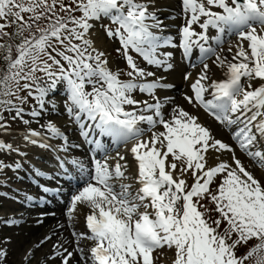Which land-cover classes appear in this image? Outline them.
I'll list each match as a JSON object with an SVG mask.
<instances>
[{
	"label": "snow or ice",
	"instance_id": "snow-or-ice-1",
	"mask_svg": "<svg viewBox=\"0 0 264 264\" xmlns=\"http://www.w3.org/2000/svg\"><path fill=\"white\" fill-rule=\"evenodd\" d=\"M181 9L186 23L175 42V37L164 35L154 0H0V40L5 41L0 51L7 62L0 75V96L21 103L31 97L39 110L34 108L30 115L38 117L50 102L46 98L63 85L65 110L82 129L86 119L100 137L117 144L135 141L129 149L135 173L119 153L113 166L107 159L95 160L90 170L72 161L87 180L71 197L70 213L78 204L90 209L87 231L73 232L77 264H156L167 250L174 252L172 264H245L253 257L255 264H264V184L197 116L179 107L166 116V100L159 98L157 89L173 85L139 67L129 54L131 50L148 65L167 71L173 67L172 53L163 49L179 48L187 59L196 51L202 67L185 100L223 125L239 150L264 170V0H181ZM102 19L110 21L103 25L107 37L120 43L117 51L130 69L128 80L120 79L121 70L109 67L105 51L91 39L92 22ZM13 26V32L6 31ZM209 29L217 35L209 37ZM225 36H235L236 43L220 55L217 47L224 51ZM17 38L20 42L13 45ZM213 56L223 79L210 75L207 61ZM184 78L190 79V74ZM86 83L91 91H85ZM137 90L150 99L136 100L132 94ZM20 91L27 96L20 97ZM0 105L14 111L13 120L30 124L12 99H0ZM4 119L0 113V121ZM161 126L163 130H157ZM41 127L49 138H64L50 121ZM0 128L7 125L0 123ZM81 134L87 138L89 132ZM35 137L41 133L30 129L24 139L51 147ZM95 143L97 150L105 151L99 140ZM0 151L19 150L0 141ZM211 151L229 152L232 160L217 155L210 163ZM213 211L217 218L210 215ZM81 240L92 241V246L85 251ZM253 240L259 243L238 256L237 250ZM62 247L56 246L50 258L58 256L61 264H69L73 252L60 251ZM6 257L0 250V264Z\"/></svg>",
	"mask_w": 264,
	"mask_h": 264
},
{
	"label": "rangeland",
	"instance_id": "rangeland-1",
	"mask_svg": "<svg viewBox=\"0 0 264 264\" xmlns=\"http://www.w3.org/2000/svg\"><path fill=\"white\" fill-rule=\"evenodd\" d=\"M65 2L67 3L68 0H65ZM177 3L181 7L180 0H178ZM216 11H219V10L217 9ZM76 15L79 16L80 13L77 12ZM182 18L184 19V17H180L179 19H182ZM0 23H3V21H0ZM92 23H94V28L91 30V32H92L91 37L97 36L99 40L103 41V45H101V44H97L93 40L94 46L96 48L102 50V51H105L106 58L109 62V67L112 70H121V75H120L121 80L129 79V77L127 76L126 73H127V71H130V69H128L126 61L122 62V58H120L119 52L117 51V49H119V47H120L119 41L114 40V39H109L107 37V35L105 33V27H103V25H107V24L104 21L101 20V21H95ZM163 27L171 28L174 31V36H175L176 40L178 39L179 30L177 31L176 27L173 28L171 26L164 25V24H163ZM196 27H198V26H196ZM113 28H115V27H113ZM6 31L13 32L14 26L12 28L6 29ZM196 31L199 32V30H196ZM215 35H216V32L212 36H215ZM234 41H236L235 36H234V38L231 37L230 39L226 40L225 44L222 45L223 49L227 48L229 46V44L231 42H234ZM3 42H4L3 40H0V43H3ZM19 42H20V40H19ZM218 53L220 55H223V53L221 51H219ZM214 59H215V57L213 56L212 59H209V60L213 61ZM134 61L137 64L139 61H142V57H140L139 59H134ZM142 68L146 69V67H142ZM146 70L149 71V69H146ZM155 71H157V70H155ZM183 73H184V71H180L179 74H181V77H182ZM157 74L159 76L160 71H157ZM21 83H23V82H21ZM259 83L260 82L257 81L255 83V86H258ZM41 84L43 86V82H41ZM91 90H92V85L86 83L85 91H91ZM57 92L55 91L54 96L52 95L51 97L46 98L47 100L50 101L47 104L46 109L48 108L49 104H52V106L50 107V111L48 109L47 112H42L41 115L38 117H32L30 115L31 111L34 108L39 110V105L31 97H28L27 100L23 103H21V101H19V100H16L15 98L5 97V99H12L16 108H23V110H24L23 111V119L30 121V124H28V125H25L23 123V121L20 120L19 118L16 120H13L12 116L15 114L14 111L9 112L6 110L5 106H3V105L0 106V113H2L3 116L5 117V119L3 121H0V123L7 125V128H0V141L4 142L6 144H11L14 149L19 150V151H0V163L3 164V167H0V193L1 192L9 193V196L7 198H5V196L0 194V250H4L7 252V257L4 259L3 264H34L35 262H37V264H43L44 262H51L52 264H61L60 257L57 256L55 259L50 258V257L55 256L56 250H54L52 254L44 255V254H46L45 251L39 252V250H41V249L36 248L38 246L40 248L42 245L41 243L45 240H44V237L40 236L41 231L40 232L37 231L38 226L34 225L35 224L34 222H41L40 223L41 225H45L44 228H47L48 226H50L49 224H51V220H48V221L40 220L41 217H43V215L47 214V212H45L39 208H36L35 210H31L29 212H27L26 209L24 211V208L19 209L20 208L19 203H22L21 205H24L23 201L22 202L17 201V202L13 203L12 200L10 199V198L17 195V193L10 192V189L12 187H17L19 185L18 182L14 181L18 177H17V175L14 174V171H13L14 166L19 165V164H17L18 162H21V167H27L28 164L24 163L23 161L25 159H28L30 161L36 162V165L39 164L40 167H42V168L52 170V169H54L55 165H57L58 162L61 161V158H59V157H57V159L55 161L53 158H51L49 156H50L51 149L52 150L55 149V152H56V148H57V150H60V148H62V143H58L57 141L55 142L54 141L55 139L53 140L52 137L49 138L51 134L47 133L46 129L41 127V125H46L49 121L54 122L56 120V118H59V116L55 115L56 110L62 112L61 108L63 107V102L61 101V99H59V98L57 99V96H59V94H57ZM18 95L20 97H26L27 93L25 91H20L18 93ZM53 108L55 110H53ZM170 108H172V107H170ZM203 112L206 114V117H207V120L204 121L205 125H207L211 130H212V128L216 129L217 131L220 130L222 133H224L231 140L232 136L229 134V132L225 133V130L222 129V125H220V124H218V125L216 123L212 124L208 120V114L204 110H203ZM61 118H64L63 112L61 113ZM64 120H63L64 122L67 121L65 118H64ZM73 123L75 124L76 121L73 120L72 122L67 123V124H69L70 128H71L72 127L71 124H73ZM30 129L35 130L37 132H40L41 136H46L47 139H51V143L53 144V145L51 144V149L48 150L47 148H41L40 147V149L37 150L38 153L39 152L42 153L43 158H41L40 155L38 157L35 156L37 158V160L33 159L35 157H33L32 159L26 157V155H24V154L27 153L28 150H26L23 145L21 146V144L18 143V142L24 140V138H22V139H17V138L22 137L23 134H25V132H28ZM157 130L162 131L163 130L162 126L160 128H158ZM62 131L64 132V130H62ZM44 133H47V134L44 135ZM63 135L66 136V134H63ZM149 135H150V133H149ZM232 141L235 144V141L233 139H232ZM56 145H57V147H54ZM68 145H70V147H72L71 143L70 144L68 143ZM125 149H130V148L126 147ZM74 150H76V149L74 148ZM239 151L242 152L238 148V159L242 162V164H244V166L246 167L247 170H249L250 172H252L254 174V176H255V172L257 171L259 174L256 176V178L259 179L262 184H264V178L263 179L261 178V172H262L261 169L258 167L261 172L256 170L249 162H247L245 159H243L244 156L240 155ZM80 152L81 151H79L77 153L76 151H74L75 156L78 157L79 159L81 157H84L83 152L81 154H80ZM242 153H243V155H245L244 152H242ZM60 155L63 156L62 161L64 162V156H66V154L60 153ZM247 158H248L247 160L252 161L249 157H247ZM82 161H85V166H88L87 160L82 159ZM17 170H18V168L15 169V171H17ZM192 182H193L192 179L188 180L189 185ZM82 186L83 185H81L80 188H78V189L75 188L73 190V193L71 192L69 194V195H71L70 199H67L62 206L57 208V209H61L63 211H66V213H67L65 215L68 217L69 222H67V224H69V225L66 226V230L68 231L69 234H71V233L73 234V232L83 233V232L87 231L84 219L86 218L87 214H90L89 213L90 209L88 208V206L86 204H84V205L79 204V210H78L79 213L77 212L78 213L77 216H75L76 211H75V213L71 212V215L74 217L69 215L71 197L73 196V194L77 193V191L79 189H81ZM38 192H41V191H38ZM204 203H208V201H204ZM34 204H36V203H34ZM209 207L214 208V205L209 204ZM201 211H203V209H201ZM31 212H32V214H30ZM51 212H52V210L49 213H51ZM54 213H56V209L52 212V215ZM210 215L212 216V218L218 217V213H216L214 211L211 212ZM19 217L24 218V219H20ZM34 218H36V219H34ZM209 222L211 223V221H209ZM55 227H58V225H55ZM30 238L34 242V243L32 242V244L34 246V249H33L34 251L32 250L33 253L31 252V254L27 258H20L19 253L21 251H24V249H25L24 246L26 245V242ZM55 238L58 239L59 236H55ZM74 239L75 240H73V241L75 242L77 238L74 236ZM80 243H82L83 247L85 246L84 247L85 251H87V249L92 246L93 242L81 240ZM257 243H259V241L253 240L250 242V244L248 246L240 247L237 250V255L238 256L244 255L252 246H254ZM60 251H63V250L61 249ZM160 251H164V250H160ZM154 255H156V253H154ZM261 255H264V253H261ZM44 256L46 258H48V257L49 258L47 260H42V258H44ZM173 257H174V252L172 250H167L165 253V256L162 257L160 260H157L156 264H172ZM79 259H80V257H77V254L75 253V256H72V258L69 260V264H77V261H79ZM255 261H256V257H253V258L245 261V264H255Z\"/></svg>",
	"mask_w": 264,
	"mask_h": 264
},
{
	"label": "bare ground",
	"instance_id": "bare-ground-1",
	"mask_svg": "<svg viewBox=\"0 0 264 264\" xmlns=\"http://www.w3.org/2000/svg\"><path fill=\"white\" fill-rule=\"evenodd\" d=\"M177 2H178V0H154V5H155V8L157 10V15L163 21V24L171 26L173 28L176 27V30L178 31L181 29L183 24L186 23V21L183 18L179 19L180 17H177V18L175 17V13H177V11H179L181 9V7L178 5ZM180 3H181V0H180ZM213 10L216 11L217 9H213ZM194 26H197V25H193V27ZM216 35H217V33H216ZM215 36H212V37H215ZM91 39L94 40L97 44L103 45V41L99 40L97 36H93V37H91ZM178 41H179V35H178V39L175 40V42H178ZM210 42H211V40H210ZM235 43H236V41L231 42L230 44L234 45ZM227 48H224V51L222 52L223 55H225L227 53ZM162 51H169L172 53L171 63L173 65V67L171 69L165 71L164 68H157L155 66L148 65L143 60V58H142V61H139L137 63V65L141 68L146 67V69H149V71L155 72L157 77L163 76L165 78L163 81L164 83L173 85V87H171V88L157 89V95L159 96V98L162 100H166V102H165V114H166V116L172 112V109L174 108V106L179 107V108H183L185 111H188L190 114L197 116L198 122L201 123L203 126L207 127L216 139H219L222 142L230 145L234 149L235 155L238 158V148L236 146V143L234 144V142L232 141V137L230 140L220 130L217 131L214 128H212V130H211L207 125H205L204 121L207 120V117H206V114L203 112V109L199 108L198 106H194L193 104H189L187 102V100H185V95H189V96L192 95L190 85H191V83L194 82V80L197 78L198 74L201 71L202 65H199L196 68L190 67V65H192V64L198 65L200 63L198 61L199 60L198 53L196 51H194L192 59H187V58H184L182 56V62L179 63L178 55L179 54L182 55L181 49H179V48H168V49H163ZM233 51H235V48H233ZM228 55L230 56L231 54H228ZM207 62L212 66V72L210 73L212 78L216 79V80L223 79L224 78L223 70L219 69L215 65H213L212 61L208 60ZM154 69L157 71H160L159 76L157 74V71H155ZM180 71H184V73L182 74V77H181V74H179ZM186 74H190V79L185 80L184 77ZM148 79L151 80L153 78H148ZM132 95L136 100H140V101L150 99L147 95L140 93L138 90L135 91ZM170 107H172V108H170ZM125 108H126V110H135L133 108V106H125ZM60 112L61 111L56 110L55 115L59 116V118H56V120L52 123H54L61 130V132L63 134H66V136L63 135V137L66 138L67 142H65L64 138H59L61 143H62V147L63 146H66V147L70 146V145H68V143L69 144L71 143L73 149L75 148L76 151H78V152L84 151L85 147L87 149H89V148L91 149L92 145H90V140H88V138H86L81 133H82V131L90 132L91 130L89 129L88 125H90L92 122L88 121L86 119H82V122L85 125V127L83 129L80 127V122H76L75 124L74 123L71 124L72 127L70 128V125L62 120V118H61L62 112L61 113ZM217 124H220V123L217 122ZM222 128L226 129L223 125H222ZM62 130H64V132ZM76 131L80 132L81 138L84 141V143H83L84 146H82V147L79 145L77 146L76 141H74L75 136H73V134ZM28 132H25V134H23L22 137H19L17 139L24 138L25 135L28 134ZM228 132L229 131L227 130V133ZM94 134H95L94 136H97V131H95ZM229 134H230V132H229ZM34 139L41 140L42 142H46L49 145L52 144L51 139H47L46 136L35 137ZM52 139L54 140V137H52ZM97 140L102 142L101 137ZM110 141H112V140H110ZM110 141L105 142V144H103L104 150H105L104 152H106L105 158L102 160V159H100V157H97V155H99V153H100L97 151L94 154V158L92 160H87L88 166H85V168L86 167L89 168V165L91 163H94L95 160H100L101 162H103L105 159H107V163L110 166H113L117 162V159H118L117 153H119V155H122L126 158V161L129 164L131 173H135L136 172V163H135L129 149H125L126 147L129 148V146L125 145V147H123V148H118V149L116 148L115 149L117 144H114L113 142H110ZM18 143H20L21 146L23 145L25 147V149L28 150V152L24 154V155H26V157L32 159L33 157H35V156L38 157L40 155V157L43 158L42 153H40V152L38 153V151H37L40 149V147H38L39 146L38 144H31V143L27 142L25 139L18 142ZM54 147H57V145ZM261 148H264V144H261ZM47 149L49 150V149H51V147H47ZM209 155H210V160H209L210 163L216 162L215 157L217 155L220 156L221 160H225V161H229V162H231V160H232V154L229 152H226V151H223L221 153H216L214 151H211ZM49 157L53 158L56 161L58 154H57V152H55V149L54 150L51 149ZM34 159L37 160L36 157ZM72 161L73 160L70 161L71 164H72ZM120 163H124V161H120ZM89 170H90V168H89ZM261 171L264 173V170L261 169ZM258 174L259 173L256 171L255 177ZM84 177L85 176H82V179ZM80 186L81 185L77 186V189L80 188ZM63 193H64V195H66L69 192L63 191ZM70 196L71 195H69L68 197L66 196L65 197L66 200L70 199ZM51 200H50V202H51ZM44 203H46V201H44ZM78 210H79V204L77 205L75 216H77V214L79 213ZM30 214H32V212ZM65 214H67L66 211H63L61 209L56 208V213H54L53 215L52 214L51 215L50 214L43 215V217H41L40 220H43V221L51 220V224H49L50 226H48L47 228H44L45 225H41L40 224L41 222H34L35 223L34 225L38 226L37 231H39V232L41 231L40 236L45 238V241H43L41 243L42 244L41 247L40 248H39V246L36 247L38 249H41V250H39V252L45 251L46 254H44V255L52 254L53 251L56 250V246L63 245V247L60 248L59 250H61V249L63 250L64 248H67L68 251L73 252V256H75V253H76L77 257H79V254L75 251V248L77 247V245L73 241V240H75L74 236L72 233L69 234L68 231L66 230V226L69 225V224H67V222H69V221H68V217ZM69 215L72 216L71 213H69ZM72 217H74V216H72ZM34 219H36V218H34ZM55 225H58V227H55ZM55 236H59V238L57 239V238H55ZM32 242H33V240L31 238L26 242V245L24 246L25 247L24 251H21L19 253L20 258H25L26 256L28 257L31 254V252L33 253L34 246H33ZM80 246H82V243H80ZM48 258H46L44 256V258H42V260H47ZM34 264H37V262H35ZM43 264H52V263L51 262H44Z\"/></svg>",
	"mask_w": 264,
	"mask_h": 264
},
{
	"label": "trees",
	"instance_id": "trees-1",
	"mask_svg": "<svg viewBox=\"0 0 264 264\" xmlns=\"http://www.w3.org/2000/svg\"><path fill=\"white\" fill-rule=\"evenodd\" d=\"M5 39H7V38H5ZM11 43H13V45L18 44L19 38L11 41ZM13 55H15V48H13ZM3 56H4V53L2 51H0V75H2L7 69V62L3 59ZM0 99H5V97L0 96ZM0 106H2V105H0Z\"/></svg>",
	"mask_w": 264,
	"mask_h": 264
}]
</instances>
